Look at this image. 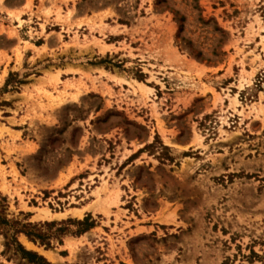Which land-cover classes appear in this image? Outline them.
<instances>
[{"label":"rangeland","instance_id":"374dc122","mask_svg":"<svg viewBox=\"0 0 264 264\" xmlns=\"http://www.w3.org/2000/svg\"><path fill=\"white\" fill-rule=\"evenodd\" d=\"M0 264H264V0H0Z\"/></svg>","mask_w":264,"mask_h":264},{"label":"bare ground","instance_id":"6f19581e","mask_svg":"<svg viewBox=\"0 0 264 264\" xmlns=\"http://www.w3.org/2000/svg\"><path fill=\"white\" fill-rule=\"evenodd\" d=\"M111 78L114 79V80H117V81L125 82L129 86H131L134 89H136V91L137 90H140V92H142V93H146V92H149L151 90L150 87H148V85H146L144 83H141L140 81H136V80H133V79H132V81H130V80L124 79L123 76L118 75V74L111 75ZM159 124H160V122H159ZM201 139L202 138L198 134H196V140H201ZM167 144L170 145V146H174V143L170 142V140L167 142ZM108 186H107V182L105 181L102 184V187H98L97 188L98 191H96V192H99L100 194H102V197L98 198V200H99L98 202L102 201V204H103V207H104V210H103V207H102V210L103 211H106L107 209L110 208V206H113L114 204H117L119 202V196H120L119 192L120 191L109 190L108 189L109 188ZM104 194H105V196L103 198V195ZM98 202H94V203H92L91 205H89L86 208L87 209L88 208H94L95 205ZM84 210L85 209H81V210L77 209V210H74V212H75L76 215L81 216L82 213L84 212ZM40 212H41V217H50L52 215L51 211L48 210V209H46V208L41 209ZM54 216L55 217H63V216H66V213H62V214L61 213H58V214H56ZM22 242H23V244L27 248H29V249L33 248L32 243L28 239L23 238L22 239ZM70 244H72V243L70 241H68V245L69 246H71ZM44 253H45L46 257L49 258V260H54L55 259V257H54L55 255H54L53 252H51V251H44Z\"/></svg>","mask_w":264,"mask_h":264},{"label":"crops","instance_id":"0c3cea01","mask_svg":"<svg viewBox=\"0 0 264 264\" xmlns=\"http://www.w3.org/2000/svg\"><path fill=\"white\" fill-rule=\"evenodd\" d=\"M95 48H96V47H95ZM110 51H112V50L105 49V50H104V54H107V53H109ZM98 52H101V50H100L99 48H98ZM70 67H77V66H76V65H70V64H68V65L65 67V69H66V68H70ZM65 69L63 68V69L61 70L60 75H59L61 81H62V78L64 77ZM52 74L55 75L56 72H52ZM42 84H43L42 80H36L35 83H34V86H35V87H40Z\"/></svg>","mask_w":264,"mask_h":264},{"label":"trees","instance_id":"16d2710c","mask_svg":"<svg viewBox=\"0 0 264 264\" xmlns=\"http://www.w3.org/2000/svg\"><path fill=\"white\" fill-rule=\"evenodd\" d=\"M81 225H85L86 227H84V229L82 230V232H86L89 228H91L92 226H93V223H90V224H87V220L85 221V222H83V223H81ZM26 235L28 236V237H30V238H32V234L31 233H29V232H26ZM40 237V236H39ZM38 236H37V238H39ZM35 238H36V236H35ZM28 255H30V256H34V255H36V254H31L30 252H26ZM44 260V259H43Z\"/></svg>","mask_w":264,"mask_h":264}]
</instances>
